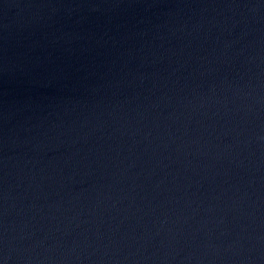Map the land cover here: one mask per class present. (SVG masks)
<instances>
[{
    "label": "water",
    "instance_id": "95a60500",
    "mask_svg": "<svg viewBox=\"0 0 264 264\" xmlns=\"http://www.w3.org/2000/svg\"><path fill=\"white\" fill-rule=\"evenodd\" d=\"M0 264H264V0H0Z\"/></svg>",
    "mask_w": 264,
    "mask_h": 264
}]
</instances>
